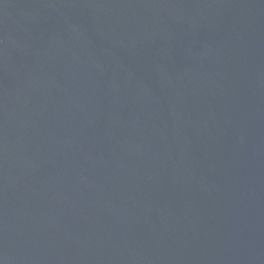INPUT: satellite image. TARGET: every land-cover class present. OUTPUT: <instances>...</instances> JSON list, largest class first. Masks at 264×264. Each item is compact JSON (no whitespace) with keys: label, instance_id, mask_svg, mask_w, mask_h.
<instances>
[{"label":"water","instance_id":"water-1","mask_svg":"<svg viewBox=\"0 0 264 264\" xmlns=\"http://www.w3.org/2000/svg\"><path fill=\"white\" fill-rule=\"evenodd\" d=\"M0 264H264V0H0Z\"/></svg>","mask_w":264,"mask_h":264}]
</instances>
